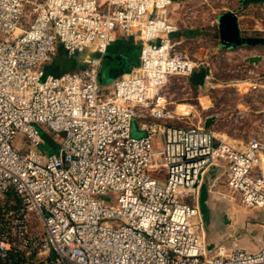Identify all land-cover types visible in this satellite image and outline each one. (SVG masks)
Masks as SVG:
<instances>
[{
  "label": "built area",
  "instance_id": "2783aa9c",
  "mask_svg": "<svg viewBox=\"0 0 264 264\" xmlns=\"http://www.w3.org/2000/svg\"><path fill=\"white\" fill-rule=\"evenodd\" d=\"M175 3L0 0V264H264V232L258 251L207 244L198 199L219 161L241 205L264 214V127L237 149L171 107L163 89L201 67L181 48ZM233 7L241 31L264 34ZM119 40L139 41V64L105 88ZM61 53L84 67L49 72ZM249 85L264 102V74ZM18 133L32 148H13ZM109 191L117 205L99 198Z\"/></svg>",
  "mask_w": 264,
  "mask_h": 264
},
{
  "label": "rangeland",
  "instance_id": "374dc122",
  "mask_svg": "<svg viewBox=\"0 0 264 264\" xmlns=\"http://www.w3.org/2000/svg\"><path fill=\"white\" fill-rule=\"evenodd\" d=\"M175 2L174 20H178L181 30L184 31L183 34L180 33L177 37H184L190 29L199 32L196 41L201 42V44L192 43L187 48V52L201 66H209L211 72L202 87L193 86L189 79L173 77L163 89L162 94L168 102L172 103L171 107L173 109L178 105H187L186 109L189 111L190 120L195 124L203 123L204 125L207 118L215 116L216 122L211 129L217 136L224 138L226 142L237 149H244L250 138L259 133L264 127L263 99L259 95L260 93L251 90L249 85L254 82L256 75L264 74V60L261 66L254 67L246 61L245 57L251 51H257L264 57V45L244 46L231 50L221 47L218 16L228 11L226 8L241 7L240 0H229L228 4L222 3L221 0H210L209 7L201 5L198 0H175ZM251 6L244 7V13L248 17L243 21V24L246 23L249 26H252L264 13L261 12L264 4L253 5V8ZM187 21L190 23H187ZM241 32L244 36L254 37L255 35V32L252 31L243 30ZM258 35L264 37L263 33H258ZM122 41L125 40H119L118 43ZM126 42L131 52L134 53V58H137L141 46L139 41ZM199 46L203 49V52L201 55H196ZM125 58L127 62L105 73L108 76L105 79V88H108L122 72L124 73L125 69L135 68L133 62H130L131 60L126 56ZM76 60L78 59L67 58L64 53H61L54 64L56 63L58 67L61 66L60 71L68 72L74 69L68 66ZM58 73L56 70L55 74ZM141 135L137 122H134L132 136L140 137ZM51 137L56 144L59 143V136L51 134ZM11 144L14 149L23 152L32 148L24 133H18ZM50 145L45 141V144L41 146L45 155L51 150ZM219 186L224 189L219 197L223 201L234 202L237 209L229 213L220 210L218 213L211 215L209 211L203 208L204 230L207 232L209 248H212L221 236V240L223 239L227 244H235L241 248L248 250L251 248V251H258L261 247L258 237L261 238L264 232L263 212L257 209L244 208L241 205L239 196L231 193L227 187L225 175L217 181L215 187L219 188ZM99 198L106 204L117 205L118 193L109 191ZM186 202L191 205L196 203L194 198L189 197H186ZM229 205L230 209L234 208L233 204ZM223 208H226L225 205ZM226 215L232 219L229 223ZM228 224H232L233 227Z\"/></svg>",
  "mask_w": 264,
  "mask_h": 264
},
{
  "label": "crops",
  "instance_id": "0c3cea01",
  "mask_svg": "<svg viewBox=\"0 0 264 264\" xmlns=\"http://www.w3.org/2000/svg\"><path fill=\"white\" fill-rule=\"evenodd\" d=\"M253 5H258V4H252V6L251 5H247L245 7L247 8V7L251 6V8H253ZM261 12H264V6L261 8ZM263 14H261V18H259V19H264V15ZM183 32L184 31H182L181 34H183ZM198 35H199V32L198 31L192 30V29L191 30H188V33L184 37H182V45H181V48L183 50H187L188 51L187 48H189L192 43L201 44V42L198 43L199 41H196L197 40L196 37ZM127 48H128V44H127L126 41H122L120 43L117 42L115 45H113L111 47V49L109 50L108 54H110V55L111 54H117V55L123 56V55H125V52H126ZM202 52H203V49L199 46L197 48L196 55H201ZM258 56L261 57V60L259 62H256V63H254V62L253 63L248 62V60L250 59V57H258ZM245 59H246V61L249 64L253 65L254 67H259L263 63L264 57L262 55H260V53L257 52V51H251L245 57ZM138 64H139V56H138ZM137 66L138 65H135L134 67H137ZM69 67H71V66H69ZM71 71H74V70H71ZM262 107H263V104H262ZM215 122H216V120H215ZM215 122L210 126L209 129H211L213 127V125L215 124ZM159 123H160V121H159ZM168 124L179 125L180 122L174 121L172 123L169 122ZM225 170H226V163L224 161H219V163L217 165L212 166L203 175V177H202L203 182H202V185L200 187V194H199V199H198V206L200 208V212L203 211V208H205L207 211H209V213H211V215H214V214L218 213V211H220V210L224 211V213H229L230 211L233 212V211H235L237 209L236 208L237 206H236V204L234 202L223 201L219 197V195H221L224 192V189L222 188V186H219V188H216V187L213 188L212 187V185L214 184V182L218 181L223 175H225ZM229 204H233V207L234 208L233 209H230V205ZM224 205L226 207L225 209L223 208ZM201 215H202V212H201ZM229 217L230 216H227L226 215V219H227L228 223H229V221L232 220ZM202 218H203V215H202ZM203 223H204V218H203ZM228 225H231V227H233L232 224H228ZM206 234H207V232H206ZM261 238L258 237V241L261 242V240H260ZM221 242H224V240L223 239L221 240V236H220L219 239L216 240V244L221 243ZM250 250H252V249L250 248Z\"/></svg>",
  "mask_w": 264,
  "mask_h": 264
},
{
  "label": "water",
  "instance_id": "95a60500",
  "mask_svg": "<svg viewBox=\"0 0 264 264\" xmlns=\"http://www.w3.org/2000/svg\"><path fill=\"white\" fill-rule=\"evenodd\" d=\"M243 6L252 5V4H264V0H240ZM218 22V30H219V39L221 47L225 49H236L244 46L255 47L258 45H264V37H253V36H244L242 35L241 29L238 23V17L234 10H228L221 13L217 19ZM120 61L119 65L113 66L118 67L121 66L124 62H127V59L121 55H106L102 67L100 80L103 81L107 79V75L105 74L112 63ZM261 60V57H250L248 62L256 63ZM210 67L209 66H201L197 71H195L190 77V82L193 86H204L206 80L210 75ZM105 74V75H104ZM216 117L211 116L206 119L204 127L209 129L210 126L215 122Z\"/></svg>",
  "mask_w": 264,
  "mask_h": 264
},
{
  "label": "trees",
  "instance_id": "16d2710c",
  "mask_svg": "<svg viewBox=\"0 0 264 264\" xmlns=\"http://www.w3.org/2000/svg\"><path fill=\"white\" fill-rule=\"evenodd\" d=\"M111 55H117V54H111ZM123 56H124V57L126 56L127 58H129V60H131L130 62H133L134 65H138V57H137V58H134V53L131 52V49H130L129 47L127 48V50H126V52H125V55H123ZM138 56H139V55H138ZM119 63H120L119 60H118L117 62L112 63L108 70H111L113 66H117V65H119ZM69 66H71V67H70L71 69L74 68L73 70H77V69H80V68L84 67L83 64H78L77 62H74V63H72V64L69 65ZM69 66H68V67H69ZM60 68H61V66L58 67V66L56 65V63H55V64H53L52 66H50V67L48 68V70H49V72L55 73L56 70H57L58 72H60ZM130 70H131V69H125L124 73H125V72H129ZM107 72H108V71H107ZM122 73H123V72H122ZM122 73H121V74H122ZM100 74H101V72H100ZM121 74H120V75H121ZM105 82H106V80H103V81L100 80V83H101L102 85H105ZM201 212H202V211H201ZM202 215H203V214H202ZM203 218H204V217H203Z\"/></svg>",
  "mask_w": 264,
  "mask_h": 264
},
{
  "label": "bare ground",
  "instance_id": "6f19581e",
  "mask_svg": "<svg viewBox=\"0 0 264 264\" xmlns=\"http://www.w3.org/2000/svg\"><path fill=\"white\" fill-rule=\"evenodd\" d=\"M186 108H187V106H185V105H183V104L178 106V110H179V111L189 113V111H187Z\"/></svg>",
  "mask_w": 264,
  "mask_h": 264
}]
</instances>
